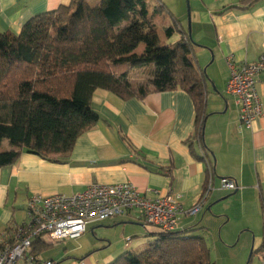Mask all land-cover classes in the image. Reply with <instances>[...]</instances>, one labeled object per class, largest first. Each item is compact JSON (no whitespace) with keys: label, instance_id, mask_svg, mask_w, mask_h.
<instances>
[{"label":"crops","instance_id":"obj_1","mask_svg":"<svg viewBox=\"0 0 264 264\" xmlns=\"http://www.w3.org/2000/svg\"><path fill=\"white\" fill-rule=\"evenodd\" d=\"M87 1L92 6L100 2ZM183 1L157 0L152 3L148 0L149 17L151 19L153 15L150 13L153 7L152 17L163 36L165 28L173 23L165 10H170L184 27L187 26ZM189 1L197 62L207 66V117L202 140L198 137L195 103L182 88L151 92L141 99H124L98 89L92 106L98 112L99 120L77 139L70 153L46 159L23 151L15 164L0 168V234L27 219L28 202L33 195H71L95 182L117 184L129 181L151 197L172 193L189 208L198 203L214 176L215 188L205 208L180 221L178 231L190 229V234L200 236H204L203 224L215 216L221 202L232 203L229 198L232 195L237 193L234 198L245 211L255 204V200L259 203L264 187V71L257 82L263 112L251 128L240 125L239 106L235 97L227 93L226 83L230 73L228 56H233L236 66L256 62L264 56V0L252 4L250 0ZM70 2L0 0V31L19 34L33 16ZM160 4L165 7L155 12ZM165 16L170 22H166ZM180 38L181 35L176 33L163 40L175 44ZM135 53L145 56V44H140ZM129 68L130 65L121 64L113 70L122 74L128 73ZM152 75L141 73L129 79L137 83ZM2 144L0 152L10 150ZM222 177L237 180L240 189L234 194L220 189ZM135 225H142L146 230L149 227L137 211L90 223L80 237L64 239L66 246L61 263L52 258L44 259L42 255L39 259L53 260L54 264H109L122 253L135 250L132 247ZM113 231L117 232L118 251H105L98 258L88 257L94 253L87 251L90 245L97 248L94 250L102 251L113 244L112 239L109 241V232ZM90 232L99 240L92 238ZM147 233L154 234L148 230ZM257 238L255 245L261 246L259 250L263 251L262 261L258 264H264V236L261 234ZM99 242L108 243V246L98 249Z\"/></svg>","mask_w":264,"mask_h":264},{"label":"trees","instance_id":"obj_2","mask_svg":"<svg viewBox=\"0 0 264 264\" xmlns=\"http://www.w3.org/2000/svg\"><path fill=\"white\" fill-rule=\"evenodd\" d=\"M164 7L157 5L155 12ZM165 11L173 20L165 38L181 35L175 44H167L157 31L148 0H100L95 6L71 0L33 16L19 34L0 31V145L7 140L12 147L0 152V168L15 164L23 151L46 159L70 153L99 120L92 106L98 89L141 99L182 88L195 103L202 140L208 78L188 30ZM142 43L145 56L135 53ZM147 63H154L155 71L137 83L127 72L113 70ZM191 231L156 232L145 249L128 250L109 264H216L206 239ZM53 244L40 237L30 254L39 258Z\"/></svg>","mask_w":264,"mask_h":264},{"label":"built area","instance_id":"obj_3","mask_svg":"<svg viewBox=\"0 0 264 264\" xmlns=\"http://www.w3.org/2000/svg\"><path fill=\"white\" fill-rule=\"evenodd\" d=\"M227 61L230 73L226 91L235 97L239 106L240 125L251 128L263 112L257 82L264 71V56L256 62L240 66L235 65L233 56H228ZM214 188L212 176L201 199L189 208L172 193L151 197L129 181L117 184L95 182L71 195H33L28 202L27 219L0 234V264H54L53 260L44 261L30 254L38 238H78L87 231L90 223L103 222L132 211H137L146 225L164 232L177 231L182 217L196 215L205 208ZM220 189L233 193L240 186L237 180L222 177Z\"/></svg>","mask_w":264,"mask_h":264},{"label":"rangeland","instance_id":"obj_4","mask_svg":"<svg viewBox=\"0 0 264 264\" xmlns=\"http://www.w3.org/2000/svg\"><path fill=\"white\" fill-rule=\"evenodd\" d=\"M152 3H157V0H151ZM184 9L187 13V22L186 29L189 32V9H190V1L184 0ZM152 16L154 17L153 7L150 11ZM151 16V20L155 23L154 18ZM167 18L166 22H170V18ZM156 24V23H155ZM191 25H192V17H191ZM158 27V24H156ZM160 28H157L159 34H161L162 39H166L163 36V33H160ZM172 41V40H171ZM194 41V40H193ZM196 43V42H195ZM213 57V54H212ZM203 60V58H202ZM204 61V60H203ZM199 67L203 72L206 73L207 66H205L202 62H198ZM155 71L154 63H147L145 65H137L129 68L128 77L133 79L137 74H147L151 76ZM3 147L9 148L10 144L7 140L3 141ZM237 195L234 194L231 197L232 203L221 202L218 205L217 210L215 211V216L205 224V232L204 238L206 239L207 245L210 249V256L212 261L216 264H258L262 261L263 251L259 250L261 247H257L255 242L257 241V237L263 234L264 236V187L260 192V201L255 200V204L245 211L241 207V203L237 201L234 197ZM147 230L151 233H156L161 231L155 226L148 225ZM147 230L142 225L134 226L133 231L136 232L133 237L132 247L136 251H141L145 249L150 241L154 239V235L147 233ZM121 231V230H120ZM119 231V233H120ZM199 232V231H198ZM111 238L109 241H113L108 248L101 250H94L97 248L91 247L87 250L90 254L88 257H100L101 253L105 251H118L119 243L115 242L117 239L116 231L109 232ZM202 233V232H201ZM92 238L99 240L97 236H94L92 232H90ZM120 235V234H118ZM200 235V234H195ZM45 240L49 242H53L54 244L50 247L46 252L42 254L44 259L52 258L57 262L61 263L62 258L61 254L64 253L65 249V240H51L49 237L44 236ZM99 247L103 245H107L108 243L99 242ZM108 246V245H107ZM255 247V248H254ZM254 259V260H253ZM45 261V260H44Z\"/></svg>","mask_w":264,"mask_h":264},{"label":"water","instance_id":"obj_5","mask_svg":"<svg viewBox=\"0 0 264 264\" xmlns=\"http://www.w3.org/2000/svg\"><path fill=\"white\" fill-rule=\"evenodd\" d=\"M189 34H190V37L192 38V25H191V13H190V9H189ZM236 192L237 191L233 192L232 194H234ZM232 194H230L229 196H231ZM229 196H227V197H229Z\"/></svg>","mask_w":264,"mask_h":264}]
</instances>
